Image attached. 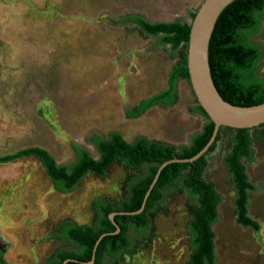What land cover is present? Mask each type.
<instances>
[{"label": "rangeland", "instance_id": "obj_1", "mask_svg": "<svg viewBox=\"0 0 264 264\" xmlns=\"http://www.w3.org/2000/svg\"><path fill=\"white\" fill-rule=\"evenodd\" d=\"M204 0H0V155L27 146L47 149L58 164L74 159L71 144L99 154L91 136L112 131L132 142L138 136L173 146L191 144L207 119L195 110L186 79L177 81L175 102L156 104L136 119L127 118L142 100L167 87L169 71L186 63L187 44L176 50L159 36L122 21L139 16L156 22L190 23ZM263 55L257 76L264 80V17L250 38ZM234 131L223 127L206 155L204 178L221 200L215 234L216 264H264V127L249 130L251 156L243 158L248 180V215L260 228L236 222L237 193L225 157ZM147 167L127 169L117 160L105 179L87 174L69 194L57 193L34 158L0 165V250L9 264H45L58 249L74 247L53 238L67 220L95 226L93 202L102 198L119 208L127 183ZM147 214L146 234L130 231L132 251L106 264H184L191 247L186 224L196 201L178 182Z\"/></svg>", "mask_w": 264, "mask_h": 264}, {"label": "trees", "instance_id": "obj_2", "mask_svg": "<svg viewBox=\"0 0 264 264\" xmlns=\"http://www.w3.org/2000/svg\"><path fill=\"white\" fill-rule=\"evenodd\" d=\"M195 16L193 14L192 18ZM264 17V0H234L220 13L208 46V60L211 77L221 97L235 106H253L264 103V80L257 76L258 63L263 55L261 48L250 41L261 27ZM122 21L134 23L147 35L159 36L160 45H170L176 50L182 44H188L190 25L180 22L151 23L139 16H126ZM186 63H178L169 71L167 87L139 102L132 110L126 111V117L136 119L156 104L169 105L175 102L177 81L188 80ZM195 110L207 119L202 131L193 136L191 144L178 151L170 145L148 141L138 136L133 142L125 140L117 131L110 132L107 138L100 135L91 136L99 158L95 159L89 151L75 143L71 144L74 159L65 164H58L50 152L41 146H27L13 153L0 155V165L24 158H34L49 177L53 189L59 194L71 193L87 174L105 179L107 170L117 160H123L127 169L147 167L142 177L127 183V196L114 207L105 199L98 198L93 202V209L99 215L95 226L79 225L74 221H64L53 238L72 245L70 250L58 249L45 264H63L66 259L88 262L92 258L95 241L101 234L113 232L115 227L108 215L118 211H136L158 169L165 161L173 158H191L199 152L209 140L214 124L204 110L196 104ZM258 127H264L261 124ZM206 155L212 152L220 139L221 130ZM232 146L225 157V163L232 176L236 197V222L244 228L258 231L260 225L248 215V192L256 191L245 172L243 158L251 156V139L249 130L232 129ZM206 155L192 163H172L161 172L154 188L147 198L142 213L134 216L116 215L114 221L120 232L104 237L95 251L93 264H106V259H114L121 252L132 251L128 239L130 231L137 235L146 234L150 227L147 214L159 206L164 199L163 192L173 188L178 182L188 191L196 205L189 212L186 224L191 254L184 264H216L215 234L212 225L218 221L217 211L220 196L213 182L204 178L207 167ZM0 264H9L0 250ZM66 264H80L68 262Z\"/></svg>", "mask_w": 264, "mask_h": 264}, {"label": "water", "instance_id": "obj_3", "mask_svg": "<svg viewBox=\"0 0 264 264\" xmlns=\"http://www.w3.org/2000/svg\"><path fill=\"white\" fill-rule=\"evenodd\" d=\"M234 0H204L192 18L187 44L186 66L188 69V81L190 83L197 104L206 113L209 120L214 124L211 136L204 147L191 158H173L162 163L144 197L140 207L136 211H118L108 215V219L115 227L113 232L101 234L95 241L92 258L88 262L74 259H66L63 264L76 262L80 264H93L95 251L100 241L106 236H113L120 232V227L114 221L116 215L134 216L143 212L148 196L154 188L162 170L172 163H192L205 156L210 146L215 142L221 127L231 129H252L264 124V103L253 106H235L226 102L214 85L208 60L209 41L220 13ZM95 147V146H94Z\"/></svg>", "mask_w": 264, "mask_h": 264}, {"label": "crops", "instance_id": "obj_4", "mask_svg": "<svg viewBox=\"0 0 264 264\" xmlns=\"http://www.w3.org/2000/svg\"><path fill=\"white\" fill-rule=\"evenodd\" d=\"M136 138H137V137H136ZM136 138H134V140H135ZM134 140H133V141H134ZM133 141H132V142H133Z\"/></svg>", "mask_w": 264, "mask_h": 264}]
</instances>
